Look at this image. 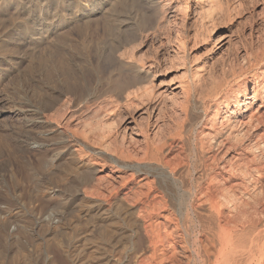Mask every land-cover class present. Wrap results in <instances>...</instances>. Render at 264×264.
I'll use <instances>...</instances> for the list:
<instances>
[{
	"label": "bare ground",
	"instance_id": "1",
	"mask_svg": "<svg viewBox=\"0 0 264 264\" xmlns=\"http://www.w3.org/2000/svg\"><path fill=\"white\" fill-rule=\"evenodd\" d=\"M193 1L202 5L207 2L210 6L217 2ZM148 9L147 0L114 3L111 0H0V118L6 113L20 118L15 123L0 125V205L5 206L0 208V264H68L67 242L84 234L80 226L87 224L94 227L91 237L101 240L99 264L109 263L108 249L115 252L127 232L133 236L144 233L151 249L148 259L135 255L134 264L174 263L176 253L182 254L187 264H264V193L254 191L264 177V156L261 159L256 155L260 150L264 153V128L260 133L254 132L261 127L259 119L255 118L259 126L255 121L252 125L254 119L249 115L250 124L244 121L247 124L242 125H247V129L254 127L250 128L252 135L247 131L251 136L246 134L248 139H253L247 146L237 147L239 150L222 162L219 160L225 153L235 151L236 135L231 133L234 126L225 129L227 126L217 122L219 128H215L214 122L207 133L208 149L217 154L209 155L198 179L190 177L192 180L185 181L183 175L177 176L179 163H160L161 156L182 150L179 130L168 141L148 142L136 154L113 150L118 161L124 162L122 169L131 170L132 176L143 177L138 183L145 184L150 177L156 179L155 187L146 185L147 190L137 192L132 202L117 189L103 197L99 191L102 177L90 175L94 162L79 149L74 154L68 150L61 154L69 144L109 151L107 136L98 129L100 122L90 123L91 129L86 132L77 126L87 104L94 105L87 108L93 114L90 121L92 118L99 121L112 114L117 98L129 99L145 89L142 84L147 80L142 77L141 68L135 66L133 57L126 58L127 67L119 65L118 69L120 74L129 69L133 83L122 85L106 74L108 66L115 64L114 57H119V50L133 39L136 31L145 29V24L150 26L154 13ZM38 10L42 14L35 18ZM95 15L98 17L95 28L86 34L88 20ZM61 28H68L75 40L69 39L68 33H58ZM95 37L99 40L96 45L101 46L94 45ZM249 64L246 73L250 80L246 79L248 83L231 98L242 119L256 99L264 103V85L257 89L249 86L259 80L264 83V55L253 56ZM221 90L222 85L212 86L199 101L202 107L208 101L216 105L208 121L223 110L219 100ZM188 91L185 87L186 94ZM259 91L263 95L257 98ZM4 103H9L7 108ZM154 104L148 108L150 114L155 113ZM234 105H228V114L233 112L230 109ZM58 129L66 135L68 143L56 133ZM38 130L52 135L39 138L35 134ZM32 143L45 148L31 152L27 147ZM133 162L160 163L172 180L148 170L150 167L132 168ZM159 175L164 179H159ZM245 181L250 184L245 185ZM51 191L58 195L54 200L46 199ZM52 214L58 222L48 227L47 220ZM155 217L164 222L152 225ZM129 225L133 229L129 230ZM11 226L15 227L12 232ZM165 246L172 252L165 253ZM107 250L109 253L105 254ZM49 255H52L50 260Z\"/></svg>",
	"mask_w": 264,
	"mask_h": 264
},
{
	"label": "rangeland",
	"instance_id": "2",
	"mask_svg": "<svg viewBox=\"0 0 264 264\" xmlns=\"http://www.w3.org/2000/svg\"><path fill=\"white\" fill-rule=\"evenodd\" d=\"M216 1V4L210 6L207 2L202 5L193 0H147L148 10H152L154 13L150 26L145 24V29L136 31L133 39L119 50L117 54L119 57H114L113 63L115 64H112L111 67L108 66L106 74V77L118 79L122 85L130 82L133 83L134 77L132 73H128L130 72L128 71L129 69L125 70L124 74L118 72L119 65L127 67L128 63L126 62L128 60L126 58L133 57L134 63L137 64L135 66H137L138 69L141 68L142 77L147 80V82L145 81L142 84V87H145V89L143 88L144 92L142 91L141 94L129 99H125L124 96L119 97V99L117 98L116 102L118 103L114 105V108H117H113L114 110L112 109L113 112L109 117L101 118L99 121L94 118H92V122L90 121L91 117L89 116L93 114L91 115V109L88 110L87 108L91 104L89 106L87 104V107H83V112L81 114L83 122L81 121L82 123L80 122L79 125L76 124L78 125L77 127L80 126V128L86 132L91 129V125L96 124L95 121H97V124L100 122L98 129L103 135L107 136L109 151H99L91 147L85 148L84 145L83 147H77L69 144L67 148L61 150V154H64L67 150L74 154V151L79 149L78 151H81L82 154L88 156V158L94 162V165L90 168V175L93 178L102 177L99 191L104 195L101 194L103 197H107L112 190L115 191L117 189L121 195L127 196L128 198L126 197V199L132 202L131 200H135V194H138L139 191H146L148 185L155 187L156 184V179H152L151 177L146 181L147 184H143V181L138 183L139 179L143 177L133 175L134 178L131 174V170L122 169L121 165H123L124 162L118 161L114 154H112L113 150H121L124 153H126V151H131V153L136 154L137 151L143 150L146 147L145 145L149 143L156 142L155 144H157L161 143V141H168V139L171 138L170 136L176 135L177 132L175 131L179 130L178 133L181 135L180 141H183L182 144L184 149L172 151L167 155L161 156L162 161L160 163L163 164L165 161L170 162L172 165L179 163L181 166L178 164L176 170L178 173L177 176L183 175L185 181H187L192 180L191 178L198 179L203 172V166L208 164L207 160L211 157L209 155L217 154V151L215 152L214 150L212 151V149H208L210 140L207 137V133L212 129L214 122H216L215 128H219V122L227 126L225 129L234 126L231 128V133L236 135L235 141L233 140L234 144H236L235 151L228 152L227 154L225 153L220 158L219 162L229 159L234 152H237L240 147L247 146L253 139H250V137L248 139L246 135L247 133L248 136L250 135L249 132L252 131L250 128L253 126L247 129V125H242L251 122L252 120L249 119L251 116L254 119L251 124L253 125V123L259 119L258 122H260L259 125L261 126L259 128L257 127L258 130L254 131L255 134L263 130L264 120H262V117L264 118V103L256 99V102L249 106L246 117L242 119L238 117L237 106L232 104L231 98L233 94L240 91L244 83H248L246 79L250 80L246 72L249 70V63H251L253 56L257 54L259 56L264 55V0ZM111 2L114 3L115 0H111ZM90 10H88V13L91 12ZM40 14H42V11L40 13L38 10L35 18H39ZM97 18L96 15L89 18V26L86 34L95 28L94 21ZM90 23H92V25ZM58 33L64 35L68 33L67 37L75 40L74 34H72L68 28H61ZM24 37L25 35H23V38ZM96 38L97 37L93 40L94 45L97 43L99 44V40H96ZM96 46H101V44ZM24 50V48L21 49V51ZM121 54L124 56L121 57ZM22 65L25 67L26 64ZM262 81L263 80H259L257 83L258 85L252 82L249 86L251 89L260 88L264 85ZM220 84L222 85V93L220 91L221 94L219 93V97H221L219 100H222L223 110L219 111L217 116H214L208 121L206 119L214 114L216 105L208 101L202 107L199 105V101L204 94H207V92L211 90L212 86H221ZM21 86L24 87V90H28L25 84H21ZM174 87L177 88L174 89ZM185 87L189 88L187 94L185 93ZM186 95H190L191 99L190 96H188L189 98L187 99ZM262 95L263 91H259V96L257 94V98ZM4 104L7 108L9 103ZM151 104H154L156 107L155 113H152L153 115L150 114V110L148 111ZM227 104L229 107L232 105L235 106V108L233 106V108L230 109V111H233L232 113H227L229 109ZM259 105L261 106L259 107ZM19 119L20 118L15 114L6 113L3 118H0V121H2L0 125L4 123L12 124ZM233 119H235V122ZM129 121L132 124L130 126H125V123ZM244 121H247V123ZM258 122H256L257 125ZM74 123H72V125H74ZM249 124L250 123H248V125ZM180 125H182L181 129ZM55 129L56 128L53 129V132ZM225 129L224 131H226ZM248 130L249 132H247ZM254 132H251V135ZM56 133L60 134L61 140L63 138L64 142L68 143V139L61 129L56 130ZM35 134L39 138H47L52 135L51 132L45 130H38ZM201 145L202 147H200ZM27 148L31 152H37L44 150L45 146L32 143L28 145ZM256 155L262 159L264 153L260 150L256 152ZM160 163L150 164L148 162H143L144 165L137 163L138 166L136 162H133L134 167L132 168L142 169L146 167L144 169H147L150 167L152 169L148 170H155L153 171L154 173H160L171 181L172 179L168 175L167 170L162 169ZM130 174L131 176H129ZM157 177L161 179L162 176L159 175ZM244 184L249 185L250 182L245 181ZM258 186L254 188L256 189L254 191H256V193L260 191L264 193V177ZM48 195V197H46L48 200H54L58 196L56 192L52 191L51 193L49 192ZM262 198L264 199V195ZM103 206H105L104 203ZM0 208L3 209L5 206L1 204ZM38 219L39 221L42 220L40 218ZM50 219H48L49 221L47 220V222H50L48 227L57 225L56 223L58 220L56 215L52 214ZM153 221H155L152 223L154 226L158 225L159 222H164L158 217H155ZM132 226L133 225H129L128 229L130 230ZM139 227L137 226V229ZM14 228V226H11L10 232L14 231ZM80 228L85 231L84 234L79 236L80 239L76 238V240L71 237L68 240L69 242H67V244H69L67 247L70 248H68V259L66 262H69L68 264L72 261L83 262V264L84 262H86L85 264H99L100 261L98 256L101 252L99 251L101 240L91 237L94 232L93 225H81ZM122 239L125 244L121 243L115 252H112L110 248L108 250L111 253H109L108 250L106 251L105 254L109 253V255H106L107 258L108 256L111 258L110 260L108 258V264H134V259L137 255L141 254L143 258L150 256L151 249H149L150 246L146 239H144V233L141 234V236L140 234L138 235V233L133 236L132 232H127L125 239L124 236ZM125 240H127L128 243ZM70 241L73 244L70 243ZM70 244L72 245L70 246ZM97 246L98 251H95ZM164 249L165 253L172 252L171 248L167 246H165ZM69 251L71 253H69ZM173 255L175 256L174 263L165 264H187L186 259L181 257L182 254L176 253ZM51 257L49 255L48 260H50ZM71 257L75 258L71 259ZM78 257H80V260ZM69 259L71 260L68 261ZM78 262L77 264H79ZM105 264H107V261Z\"/></svg>",
	"mask_w": 264,
	"mask_h": 264
}]
</instances>
